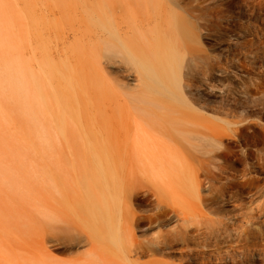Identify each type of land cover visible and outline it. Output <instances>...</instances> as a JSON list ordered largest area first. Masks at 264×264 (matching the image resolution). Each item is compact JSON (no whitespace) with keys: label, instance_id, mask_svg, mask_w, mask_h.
<instances>
[{"label":"bare ground","instance_id":"obj_1","mask_svg":"<svg viewBox=\"0 0 264 264\" xmlns=\"http://www.w3.org/2000/svg\"><path fill=\"white\" fill-rule=\"evenodd\" d=\"M75 1L72 62L0 59V97L45 121L18 235L48 264H264V0Z\"/></svg>","mask_w":264,"mask_h":264},{"label":"rangeland","instance_id":"obj_2","mask_svg":"<svg viewBox=\"0 0 264 264\" xmlns=\"http://www.w3.org/2000/svg\"><path fill=\"white\" fill-rule=\"evenodd\" d=\"M77 3L75 0H0V40L4 36L11 40L7 43L8 47H0V59L18 56L24 61L30 60L34 70H44L45 75L46 62L59 69L72 62L81 41L74 35L67 40L66 34H70L71 27L79 20L86 19V14ZM255 75L264 79V68H259ZM53 82L58 85L57 80ZM0 103H3L7 117L4 121L0 119V264H48L49 258L39 240H28L25 235L20 237L14 221L17 183L24 177H37L44 172L47 157L44 116L38 112L36 103L32 115H26L23 101L14 97L11 91L3 92ZM2 209L6 217L2 216ZM175 253V257L180 258L179 252ZM55 254L56 259L64 264H73L71 259L75 254L63 251ZM255 264L262 263L256 261Z\"/></svg>","mask_w":264,"mask_h":264}]
</instances>
